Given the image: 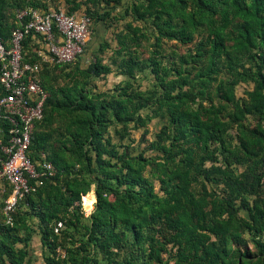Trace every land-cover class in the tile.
Listing matches in <instances>:
<instances>
[{
    "label": "trees",
    "instance_id": "trees-1",
    "mask_svg": "<svg viewBox=\"0 0 264 264\" xmlns=\"http://www.w3.org/2000/svg\"><path fill=\"white\" fill-rule=\"evenodd\" d=\"M65 2L90 17L92 34L116 24L115 44L86 61L89 41L56 62L39 51L41 35L24 36L22 61L38 64L48 93L29 146L41 175L11 223L12 186L0 178V264H32L35 234L43 264H264V0ZM28 6L49 11L44 0H0L6 45ZM113 70L124 80L100 90L94 82ZM156 118L155 138L143 131L147 145L134 151L131 132ZM9 127L0 118L1 144Z\"/></svg>",
    "mask_w": 264,
    "mask_h": 264
},
{
    "label": "built area",
    "instance_id": "built-area-1",
    "mask_svg": "<svg viewBox=\"0 0 264 264\" xmlns=\"http://www.w3.org/2000/svg\"><path fill=\"white\" fill-rule=\"evenodd\" d=\"M17 16L26 17V21L22 28L12 31L9 45L0 37V118L10 123L8 142L0 143V178L12 186L3 207L7 223H11L10 212L18 199L33 189L30 179L41 175L29 155V146L34 124L43 117V103L48 95L37 82L38 64L22 61L23 38L30 32L39 34L46 59L71 62L83 54L92 34L90 17L68 14L60 8L44 12L28 6ZM42 167L49 174L54 173L51 162L44 161Z\"/></svg>",
    "mask_w": 264,
    "mask_h": 264
},
{
    "label": "rangeland",
    "instance_id": "rangeland-1",
    "mask_svg": "<svg viewBox=\"0 0 264 264\" xmlns=\"http://www.w3.org/2000/svg\"><path fill=\"white\" fill-rule=\"evenodd\" d=\"M138 24H140L142 26H148L149 23L138 22ZM118 26H122L121 21L119 23H117V27ZM115 29H116V24L109 26L108 28L97 26L95 29V35L93 36V38H92L93 34H91L90 45H89L90 50L88 51L87 56H89L91 59L93 58V51H95V49H97L100 42L107 41L111 45L115 44V41L113 39L114 34H115ZM149 29H150V27H149ZM109 53H110L109 50L105 51V53H104L105 54V56H104L105 60H108V58L110 56ZM85 64H86V62H84V65ZM122 80H124L123 76L118 74L116 70H113V72L111 74L107 75L106 77H104L102 79H97L94 83H96V85L98 86V88L100 90H106L107 88L112 87L114 84H116L117 82H120ZM139 80L142 82V84L144 86L152 85V82H153L151 77L149 75H145V74L140 75ZM248 88H250L249 85H246L243 83L239 84L237 86V94L238 95H244V90H246ZM161 125H162L161 120L156 118V119H153L148 124L146 129L142 128V129L133 130L131 132V138L133 140L131 144L134 148V151H141L147 145V143L145 141H141V139H140L143 131H145V138L152 140L155 138V134L159 131ZM114 139H117V138L114 137ZM145 153L147 155H152V154L156 153V151L146 150ZM217 189L220 191V187ZM89 192L92 194L90 201L87 200L86 197H84V199H83V196H82V198H81V205H82V209H83L85 215H89L94 208V203H95L94 186L91 187V190ZM87 202L89 203L88 205L86 204ZM242 213L244 214L246 212L244 210H242ZM35 244H37V240L35 241ZM35 246H37V245H35ZM38 248H39V244H38ZM39 252H40V248H39ZM59 253H62V250H59ZM32 264H43L42 257H39V259L37 257L36 260L34 262H32ZM169 264H174V263L170 262Z\"/></svg>",
    "mask_w": 264,
    "mask_h": 264
},
{
    "label": "crops",
    "instance_id": "crops-1",
    "mask_svg": "<svg viewBox=\"0 0 264 264\" xmlns=\"http://www.w3.org/2000/svg\"><path fill=\"white\" fill-rule=\"evenodd\" d=\"M45 2H47V3H49V10H57L58 8H60V9H63V10H65V9H67V4H66V2H65V0H58V1H55V0H44ZM58 3V8H55V5ZM77 16L78 15H80V11H76V13H75ZM95 35V31L93 32V35H92V38H93V36ZM36 42H38V45H39V51L40 52H43V49L45 48L44 47V44L42 43V42H39L40 40L39 39H36L35 40ZM90 41V40H89ZM88 41V42H89ZM90 45V44H89ZM88 50H90V48L88 49ZM88 50H87V52H86V55H85V60L86 61H88L89 59H90V57L89 56H87V53H88ZM45 51V50H44ZM85 197V196H84ZM84 197H83V199H84ZM37 240V244H35V241ZM32 245V251H31V257H33L32 258V262H34L35 260H36V258L38 257V259H39V257H42L41 256V249H40V252H39V248H40V245H39V248H38V244H39V236L37 235V234H35L34 236H33V239H32V243H31ZM35 245H37V246H35ZM38 261V260H37Z\"/></svg>",
    "mask_w": 264,
    "mask_h": 264
},
{
    "label": "bare ground",
    "instance_id": "bare-ground-1",
    "mask_svg": "<svg viewBox=\"0 0 264 264\" xmlns=\"http://www.w3.org/2000/svg\"><path fill=\"white\" fill-rule=\"evenodd\" d=\"M91 195H92V194H91L90 192L87 193V194L85 195L86 199L90 201V199H91ZM87 200H86V201H87ZM84 204H85V203H84ZM86 204L88 205L89 203L87 202Z\"/></svg>",
    "mask_w": 264,
    "mask_h": 264
}]
</instances>
